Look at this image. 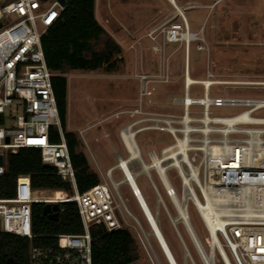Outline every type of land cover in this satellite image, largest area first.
<instances>
[{
    "label": "built area",
    "instance_id": "1",
    "mask_svg": "<svg viewBox=\"0 0 264 264\" xmlns=\"http://www.w3.org/2000/svg\"><path fill=\"white\" fill-rule=\"evenodd\" d=\"M64 5L58 0H11L0 5V155L14 152L18 147L38 148L42 162L54 166L57 174L72 185V192L36 189L31 186L28 175L6 173L0 165V230L32 237L34 203L60 206L62 202L72 201L76 204L82 231L56 234V247L31 246V264H92L89 228L93 224H102L108 231L132 228L148 263L162 264L149 240L150 231H146L127 208L118 182L108 173L110 168L106 172L107 179L102 176L98 184L81 192L76 188L52 88L54 72L46 65L40 42L41 35L59 16ZM161 33L166 43L183 39L186 42L190 30L186 19L180 16L179 21H171L163 27ZM192 84L195 83L187 82L185 75L181 96L171 98V104L179 105L181 113L135 109L139 117L127 123L126 128L135 135L153 130L166 132L172 138L159 154L147 151L148 161L143 160L139 151L140 165L147 162L155 171L165 194L175 206V221L180 220L182 212L189 220V208L200 218L202 240L193 226L194 234L190 238L204 264H264V116L253 115L255 111L264 110V96L211 95L212 84L199 83L202 94L192 97L189 94ZM140 93L144 96L151 92L141 89ZM221 106L242 109L232 115L212 113V107ZM52 125L57 128L58 142L50 141ZM84 130L77 129L83 140ZM126 147L124 158L129 167L135 159L129 160ZM167 148L172 153L163 161L162 153ZM154 158L165 165L163 171L157 169ZM119 168L150 229L149 217L138 197L141 194L138 186L135 189L123 167ZM169 169H173L180 180L179 195L173 185L170 188L164 185V177L171 183ZM150 170L144 174L172 224V214ZM131 172L135 180L140 171ZM152 217L159 225L157 209ZM174 227L186 250L179 230L176 225ZM128 264L142 262L137 259Z\"/></svg>",
    "mask_w": 264,
    "mask_h": 264
},
{
    "label": "rangeland",
    "instance_id": "2",
    "mask_svg": "<svg viewBox=\"0 0 264 264\" xmlns=\"http://www.w3.org/2000/svg\"><path fill=\"white\" fill-rule=\"evenodd\" d=\"M164 1L160 0L163 3L160 5L155 0H95V17L119 45L122 60L111 72L98 68L65 73L66 129L78 137L80 150L91 169L98 173L100 181L102 176L107 179V170L111 165H117L119 157L126 156L120 131L139 117L135 109L181 113V107L171 104V98L181 96L187 70L193 79L220 81L210 86L211 95L264 96V0H175L183 9L189 25L192 37L189 45L184 39L171 44L163 40L162 28L180 19L175 7ZM155 11L159 13L158 18L150 20L149 14ZM141 89L151 93L142 96ZM189 94L201 96V84H192ZM241 109L240 106L211 108L216 115H232ZM253 115L264 116V110L255 111ZM77 129H85L84 140L77 134ZM135 139L144 161H148L147 151L154 150L159 154L162 147L172 142L166 132L153 130L140 132ZM94 159L98 160V168ZM129 167L133 172L141 171L138 160L131 161ZM150 173L172 214L171 224L164 208L158 205L159 228L177 264H204L182 222L175 221V206L165 194L155 171L151 169ZM167 173L179 195L178 176L173 169ZM110 177L118 178L113 171ZM137 183L153 213L155 194L144 172H139ZM118 189L130 212L146 231H150L127 185L123 183ZM190 211L191 208L189 220L202 240L201 220ZM129 220L133 222L131 218ZM150 234L149 240L161 263L170 264L156 236L152 231ZM140 250V261L149 264L141 247Z\"/></svg>",
    "mask_w": 264,
    "mask_h": 264
},
{
    "label": "trees",
    "instance_id": "3",
    "mask_svg": "<svg viewBox=\"0 0 264 264\" xmlns=\"http://www.w3.org/2000/svg\"><path fill=\"white\" fill-rule=\"evenodd\" d=\"M9 1L11 0H1L0 5ZM94 7L95 0H65L59 16L40 38L46 65L54 72L51 82L58 116L74 170L75 185L80 192L98 184L100 178L80 150L76 134L66 129L65 73L98 68L111 72L122 60L119 45L98 23ZM99 43L100 46L97 47ZM49 138L53 142L60 140L55 125L49 129ZM0 165L6 173L28 175L33 188L72 192L71 183L63 180L54 166L42 162L38 148L18 147L14 152L6 151L0 155ZM43 205L44 203L32 205V237L0 230V264H31V246L56 247V234L82 231L74 202H62L58 210L48 213L43 212ZM89 230L92 238V264H128L142 257L138 242L128 227L108 231L102 224H93Z\"/></svg>",
    "mask_w": 264,
    "mask_h": 264
},
{
    "label": "bare ground",
    "instance_id": "4",
    "mask_svg": "<svg viewBox=\"0 0 264 264\" xmlns=\"http://www.w3.org/2000/svg\"><path fill=\"white\" fill-rule=\"evenodd\" d=\"M170 3H172V5L175 7L177 13L179 14V16H182L186 19V16L183 12V9L178 5L176 4L175 0H168ZM186 22H187V19H186ZM188 23V22H187ZM191 36L189 33H187L186 35V42H187V45H189V42L191 40ZM186 49V48H185ZM187 52H188V49H187ZM186 81L187 82H191V83H203V84H206V85H211V84H214V83H219L220 81H212L210 79H205V80H197V79H193L189 73H188V70L186 71ZM120 137H121V141H122V144L123 146H127L126 148L128 149L129 151V160L131 159H135V160H138L139 161V147L135 141V134L132 130H129L128 128H123L120 132ZM137 145V146H136ZM172 153V150H169V148L165 149L162 153V156H163V161L166 160L169 155ZM127 160L124 158V157H119V160H118V166L120 167H123L124 171L126 172V174L128 175L129 177V180L130 182L132 183L133 187L136 189L137 185L135 183V180L133 178V175H132V172L130 170V168L128 167L127 165ZM154 163L156 165H158V170L159 171H163L164 168H165V165L163 163H160L158 162V160L156 158H154ZM141 162V161H139ZM150 164L147 163V162H143L142 165H141V171L140 172H146L148 170H150ZM111 172V168L108 170V173ZM164 185L167 187V188H170L172 186V184L164 177ZM138 197H139V200L141 202V205L144 209V211L146 212V214L148 215L149 217V220H150V231L153 232V234L157 235L158 239L160 240L161 244L159 243V245L161 246L162 250L164 251L168 261L170 264H176L172 255L170 254V251L167 247V245L165 244L162 236H161V233H160V230L158 228V225L156 224L155 222V218L152 217V214L151 212L149 211L145 201L143 200V197L141 194H138ZM174 200L176 199L175 196L172 197ZM180 220L182 222V224L184 225V228H185V231L189 234V236L191 237L194 232H193V229H192V225L190 223V221L186 218L185 214L182 212L180 214ZM178 221V220H177Z\"/></svg>",
    "mask_w": 264,
    "mask_h": 264
},
{
    "label": "crops",
    "instance_id": "5",
    "mask_svg": "<svg viewBox=\"0 0 264 264\" xmlns=\"http://www.w3.org/2000/svg\"><path fill=\"white\" fill-rule=\"evenodd\" d=\"M156 1V3L157 4H160V5H162L161 4V2H165L164 0H161V2H160V0H155ZM168 1V0H167ZM169 2V1H168ZM176 2V1H175ZM169 4L170 5H172V3H170L169 2ZM94 9H95V7H94ZM140 10V9H139ZM158 16H159V13L157 12V11H155V12H152V13H150L149 14V19L150 20H153V19H155V17H157L158 18ZM172 17V16H171ZM170 17V18H171ZM131 20V22H132V20L133 19H130ZM146 20V19H145ZM171 44V43H170ZM123 145V144H122ZM99 156V155H98ZM94 161L96 162V164L98 165V163H97V161L98 160H96V159H94ZM109 165H111V164H109ZM111 171H113V173L115 172L116 174H117V176H118V178H116V182H118V186L119 185H121V184H126L127 185V187H128V189L130 190V188H129V186H128V183H127V181H125V179H124V176H123V173H122V171L120 170V169H118V166L116 165V166H113V165H111ZM138 177V176H137ZM137 177L135 178V182H136V185L138 186V188H139V190H140V192H141V189H140V187H139V185H138V183H137ZM141 194H142V192H141ZM142 196H143V194H142ZM135 198V197H134ZM136 200V199H135ZM143 200L145 201V199H144V196H143ZM155 200H156V207H155V210L157 209L158 210V205H161V203L160 202H157V199H156V197H155ZM137 202V201H136ZM163 202H164V200H163ZM171 202V201H170ZM145 203H146V201H145ZM165 203V202H164ZM146 205H147V203H146ZM148 206V205H147ZM162 206V205H161ZM149 211H151V210H149ZM152 214V213H151ZM158 221H159V211H158ZM155 222H156V224L158 225V222L156 221V219H155ZM158 228H159V225H158ZM159 230H160V228H159ZM160 233H161V231H160ZM161 236H162V238H163V240H164V242H165V244L167 245V243H166V241H165V239H164V237H163V235H162V233H161ZM158 244H159V241H158ZM160 246V245H159ZM167 247H168V245H167ZM168 249H169V247H168ZM169 251H170V249H169ZM170 254L172 255V257L174 258V256H173V254L171 253V251H170ZM174 261L176 262V260H175V258H174ZM176 264H177V262H176Z\"/></svg>",
    "mask_w": 264,
    "mask_h": 264
},
{
    "label": "water",
    "instance_id": "6",
    "mask_svg": "<svg viewBox=\"0 0 264 264\" xmlns=\"http://www.w3.org/2000/svg\"><path fill=\"white\" fill-rule=\"evenodd\" d=\"M61 4L65 3V0H58ZM6 141H8V138H5ZM59 205L57 203H44L43 205V212L48 213L51 211H56L58 210Z\"/></svg>",
    "mask_w": 264,
    "mask_h": 264
}]
</instances>
